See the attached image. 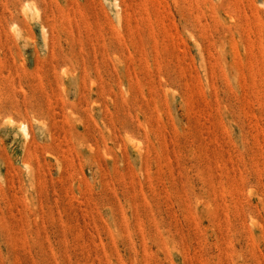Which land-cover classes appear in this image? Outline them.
Segmentation results:
<instances>
[{"label":"rangeland","instance_id":"374dc122","mask_svg":"<svg viewBox=\"0 0 264 264\" xmlns=\"http://www.w3.org/2000/svg\"><path fill=\"white\" fill-rule=\"evenodd\" d=\"M0 264H264V0H0Z\"/></svg>","mask_w":264,"mask_h":264},{"label":"bare ground","instance_id":"6f19581e","mask_svg":"<svg viewBox=\"0 0 264 264\" xmlns=\"http://www.w3.org/2000/svg\"><path fill=\"white\" fill-rule=\"evenodd\" d=\"M25 126V125H24ZM24 130V129H23ZM25 131V130H24ZM26 132V131H25Z\"/></svg>","mask_w":264,"mask_h":264}]
</instances>
